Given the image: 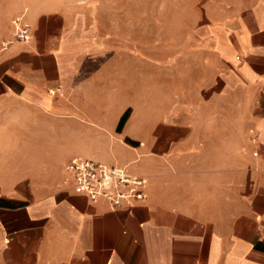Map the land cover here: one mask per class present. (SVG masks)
I'll list each match as a JSON object with an SVG mask.
<instances>
[{
    "label": "crops",
    "instance_id": "crops-1",
    "mask_svg": "<svg viewBox=\"0 0 264 264\" xmlns=\"http://www.w3.org/2000/svg\"><path fill=\"white\" fill-rule=\"evenodd\" d=\"M162 25L135 0H0V264H264V0ZM74 156L144 198L75 193Z\"/></svg>",
    "mask_w": 264,
    "mask_h": 264
},
{
    "label": "built area",
    "instance_id": "built-area-1",
    "mask_svg": "<svg viewBox=\"0 0 264 264\" xmlns=\"http://www.w3.org/2000/svg\"><path fill=\"white\" fill-rule=\"evenodd\" d=\"M14 37L27 40L30 36L29 25L18 16L12 21ZM10 41L1 43L0 50ZM70 175L73 191L91 200L105 199L115 207L130 209L135 202L144 198V180L128 172L124 166H111L90 158L74 156L64 167Z\"/></svg>",
    "mask_w": 264,
    "mask_h": 264
},
{
    "label": "rangeland",
    "instance_id": "rangeland-1",
    "mask_svg": "<svg viewBox=\"0 0 264 264\" xmlns=\"http://www.w3.org/2000/svg\"><path fill=\"white\" fill-rule=\"evenodd\" d=\"M228 1L236 0H135L137 8L150 12L151 27L156 32L160 22L167 29L174 27L175 22L183 27L197 21L202 23L207 11Z\"/></svg>",
    "mask_w": 264,
    "mask_h": 264
}]
</instances>
